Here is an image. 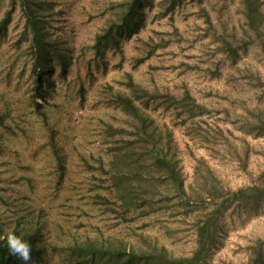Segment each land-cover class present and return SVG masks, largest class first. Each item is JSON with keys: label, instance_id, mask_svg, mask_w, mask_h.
<instances>
[{"label": "rangeland", "instance_id": "rangeland-1", "mask_svg": "<svg viewBox=\"0 0 264 264\" xmlns=\"http://www.w3.org/2000/svg\"><path fill=\"white\" fill-rule=\"evenodd\" d=\"M47 1L52 12L46 27L66 51L68 68L62 75L52 61L51 84L36 104L37 66L26 18L19 3L0 0V19L13 8L0 37V221L9 230L38 235L44 252L29 264H77L72 247L87 241L119 247L138 242L139 233L174 258L190 256L200 207L193 193H159V186L125 212L114 196L117 181L110 169L118 145L110 129L125 135L131 121L115 97L132 94L131 85L160 99L189 92L206 109L194 121L162 106L149 110L154 125L171 133L186 187L196 170L208 169L225 189L252 185L264 166V129L249 124L251 111L264 113V18L253 41L240 0H177L173 7L152 0L138 29L107 49L101 61L94 52L96 36L127 0ZM225 42L239 50L235 63ZM124 170L129 178L123 183L130 180L139 192L138 175L152 172ZM220 226L207 264H246L259 249L264 253V206L229 211Z\"/></svg>", "mask_w": 264, "mask_h": 264}, {"label": "trees", "instance_id": "trees-1", "mask_svg": "<svg viewBox=\"0 0 264 264\" xmlns=\"http://www.w3.org/2000/svg\"><path fill=\"white\" fill-rule=\"evenodd\" d=\"M176 2L177 0H167L166 3L168 7H173ZM16 3L20 5L26 18V27L31 34V49L37 66L35 70L36 93L33 97L35 103L38 104L36 99L43 98L44 90L51 84L48 74L52 68V61L57 60L60 73L65 75L68 68V57L66 51L61 48V43L51 37L46 27V17H49L52 12V3L47 0H11V6ZM240 4H242V11L249 21L251 30L255 32L253 41H256L261 36L257 27L264 18L260 9L262 1L240 0ZM151 5L152 0H127L122 3V9L116 20L111 21L101 34H97L93 46L95 56L104 61L106 50L118 47L120 39L138 29L144 20L145 9ZM12 11L13 8L0 19V37L5 36L7 32ZM225 44L224 51L234 58L233 63H235V54L238 55V51L245 44L244 41L239 43V50L235 49L230 42H225ZM131 89L132 94L123 93L115 97V102L124 108L131 121L130 130L125 135H120L121 131L118 128L110 129L115 137L114 144L120 145L115 148L117 153L112 158L110 169L117 181L114 184L116 191L114 196L122 201L121 207L125 212L128 208L135 206L140 199L144 200L145 194L158 193L153 190L159 186H163L159 193H177L183 197L187 193H193L191 198L200 206L199 213L195 217L196 249L190 256L174 258L163 246H158L154 240L150 241L148 235L139 233L136 235L138 242L126 241L116 247L104 241H87L82 245L72 247L70 255L76 259L77 264H207L210 249L216 243L221 230V220L227 212H239L246 208L264 206V166L250 186L236 190L225 189L219 184V180L209 176L212 173L208 169V174L202 170H196L193 182L195 186L189 183L187 188L182 167L179 165V160L175 159V152L172 151L171 133L167 129L160 130L154 125V119L149 110L151 105V108L162 106L163 109L174 113L176 117L194 121L206 113L205 107L196 103L187 91L180 96L174 94L160 96L162 97L160 99L137 85H131ZM251 115L253 118L249 124L252 128L263 130V111L253 110ZM196 135L200 140L205 139L201 133H196ZM53 147L62 171V156L54 140ZM126 167H130L137 174H139V167L152 169L150 177L143 173L138 175L142 180L139 186L140 192L130 180L127 185L123 183V179L129 178L127 170H124ZM141 185H145L143 189ZM96 197L102 198L103 204H110L106 197ZM191 203V200L185 201L184 206H189ZM8 230L0 221V264H23L21 260L9 253L6 240ZM9 231L30 243L33 260H39L44 250L43 247L38 246V235L35 232L25 230L21 233L15 229ZM246 264H264L263 250L259 249Z\"/></svg>", "mask_w": 264, "mask_h": 264}, {"label": "clouds", "instance_id": "clouds-1", "mask_svg": "<svg viewBox=\"0 0 264 264\" xmlns=\"http://www.w3.org/2000/svg\"><path fill=\"white\" fill-rule=\"evenodd\" d=\"M6 240L10 255L21 260L23 264H29V262L32 260L31 244L23 240L21 236L16 235L12 231H8Z\"/></svg>", "mask_w": 264, "mask_h": 264}]
</instances>
